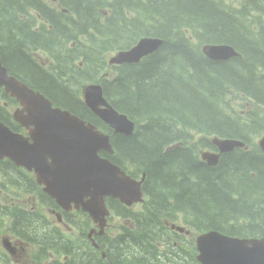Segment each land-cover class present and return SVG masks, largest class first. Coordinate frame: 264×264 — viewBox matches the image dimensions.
Returning <instances> with one entry per match:
<instances>
[{"label":"trees","instance_id":"trees-1","mask_svg":"<svg viewBox=\"0 0 264 264\" xmlns=\"http://www.w3.org/2000/svg\"><path fill=\"white\" fill-rule=\"evenodd\" d=\"M54 1L60 9L46 0H0L1 60L57 107L79 116L84 110V120L110 134L115 154L103 157L134 167V175L146 173L149 201L144 213H136L109 199L115 217L126 224L116 237H97L100 250L89 243L88 216L70 221L76 224L73 240L37 212L0 206V217L14 218L12 232L40 242L43 261L35 253V264H192L196 253L180 247L186 242L179 243L182 237L169 234L163 224L176 214L201 231L264 237V155L257 146L264 134V0H240L237 6L230 0ZM144 37L165 42L139 64L107 75L106 56ZM208 45H230L239 56L212 61L203 53ZM35 52L51 56L47 67L36 63ZM86 80L100 83L110 104L137 123L134 135H115L83 105L73 86ZM229 94L244 97L245 114L230 105ZM3 115L0 109V120L8 125ZM192 134L200 136L197 144ZM213 137L240 140L246 148L225 154L211 168L197 153L211 148ZM0 172L13 186L39 191L11 163L0 164ZM39 196L48 208L51 199ZM165 234L174 237L165 240L174 255L157 248ZM11 261L0 249V264Z\"/></svg>","mask_w":264,"mask_h":264},{"label":"water","instance_id":"water-1","mask_svg":"<svg viewBox=\"0 0 264 264\" xmlns=\"http://www.w3.org/2000/svg\"><path fill=\"white\" fill-rule=\"evenodd\" d=\"M164 42L160 38H144L131 50L113 57L110 63L137 64L157 52ZM204 53L212 61H229L238 56L229 45L206 46ZM3 86L23 106L15 114L16 120L34 128L26 137L0 122V159L8 157L17 165L34 170L48 195L66 210H71L72 204L81 207L101 229L109 216L107 196L128 206L142 201L141 184L98 156L100 151L113 152L109 137L70 112L53 109L43 95L9 75L0 60V88ZM84 97L86 105L116 133L130 136L134 132V122L106 103L100 86L87 87ZM213 143L221 154L244 147L236 140L215 139ZM259 146L264 153V137ZM219 156L205 153L203 159L215 166ZM197 249L201 264H264V239L250 240L211 231L197 240Z\"/></svg>","mask_w":264,"mask_h":264},{"label":"rangeland","instance_id":"rangeland-1","mask_svg":"<svg viewBox=\"0 0 264 264\" xmlns=\"http://www.w3.org/2000/svg\"><path fill=\"white\" fill-rule=\"evenodd\" d=\"M48 2H52L54 3L53 0H47ZM233 4H236V6L238 5V3L240 2V0H230ZM114 54H111V55H107L106 58H111ZM38 58L40 60V62L42 63H48L49 59L46 55L44 54H38ZM89 83H86L85 85L88 86ZM78 89H82V85L79 84L77 86ZM228 100H229V103L231 106H233L240 114H245V111H246V108L247 106H249L247 104V102L244 100V97L243 98H239L237 96H235L234 94H229L228 96ZM241 105H244V108L241 106ZM194 131H192L193 133ZM198 138L199 136H195L194 139H193V143H196L198 141ZM201 151V149L198 150V156H199V152ZM35 197L37 196H34V194H26L24 193L23 191H20V190H17V189H13V188H6L5 190H3V188H0V202L2 203V205H16V206H19V207H26V208H30V206H32V204L34 203V201H36ZM119 223H123V221L119 220V219H115L113 222H111V225L108 226V228L110 229V231L112 233H110V236L111 237H116V233L118 232V225ZM179 226H182V228L186 229L184 227V224L183 222H176ZM131 226L133 227L134 226V222H131L130 223ZM76 225V224H75ZM183 235V238L187 241V244H185V247L188 251H190V254L193 255V249L191 248V245H194L195 246V239L197 237V235L195 234H192V235H187L185 236L184 234ZM165 240H174V237L172 236H169L168 234H165L164 235ZM2 240H8L12 243V245L14 247H16L17 249V253L16 255L12 258V261H14L16 264H24V262L26 260H28V258L26 259V256L28 255V252L30 251V249H28L27 246L24 245V248L26 250L24 251H21V249L16 245L17 242L8 234L7 232V229H4V230H1L0 229V249L2 250H5L3 248V245H2ZM180 242V241H179ZM167 243L168 241H165V242H162V241H158L157 242V248L159 251H165V248H168L169 249V253H170V256L171 255H174L173 251L171 250L170 247L167 246ZM175 246H178V244H175ZM83 250L84 252H86L87 250V245L84 244L83 245ZM173 252V253H172ZM56 258L58 259H62L60 255H57L55 256ZM197 254L195 256V261L194 263L192 264H200L197 259ZM47 264V263H45Z\"/></svg>","mask_w":264,"mask_h":264},{"label":"flooded vegetation","instance_id":"flooded-vegetation-1","mask_svg":"<svg viewBox=\"0 0 264 264\" xmlns=\"http://www.w3.org/2000/svg\"><path fill=\"white\" fill-rule=\"evenodd\" d=\"M35 61L38 65H41V66H44L46 63H42L38 60H36L35 58ZM84 88V87H83ZM75 89V88H74ZM76 90V89H75ZM42 93V92H41ZM45 95V94H44ZM78 99L83 103V105L85 106L84 104V101L82 99V94L80 93V95L78 96ZM0 109H2L4 111V115H3V118L4 120H6L8 122V126L16 133H22V134H25V135H28V130L23 127V125H21L15 118L14 114L16 111H18L20 109V105L17 101H15L14 99L10 98L8 93L2 89L1 92H0ZM67 110V109H66ZM71 114L75 115V116H78L79 118L83 119L82 117V114H84V110L80 109L79 113H80V116L78 115V111H71V110H68ZM82 116V117H81ZM89 122V121H87ZM134 135V134H133ZM131 136V135H130ZM8 163H11L9 161H7ZM5 162V163H7ZM4 162H0V164H3ZM12 164V163H11ZM13 165V164H12ZM36 199V202L38 203V200L42 201V197H37L35 198ZM15 206L13 205L12 207L8 208L9 211L11 212L12 209H14ZM39 207L36 206L34 207L33 209H38ZM21 210V209H20ZM39 214H41L40 212H37ZM42 216V214H41ZM14 224V222H13ZM16 242H17V246L21 249V251H24L26 250L23 246L22 243H18L17 239L14 237V236H11ZM24 239V238H23ZM25 241L33 244V245H36L38 246V244L40 243L38 240H32V239H24ZM10 242V241H9ZM8 240H2V245H4L6 247V249H8L9 251L13 252V254H10L8 252H6L5 250L4 253L8 256V258L11 260L17 253V249L16 247H14L12 245V243L10 242L9 244ZM39 254V250L36 249V256L41 260L43 261V258L38 255Z\"/></svg>","mask_w":264,"mask_h":264},{"label":"bare ground","instance_id":"bare-ground-1","mask_svg":"<svg viewBox=\"0 0 264 264\" xmlns=\"http://www.w3.org/2000/svg\"><path fill=\"white\" fill-rule=\"evenodd\" d=\"M198 54V53H197ZM186 71V70H185ZM136 129H137V123H136ZM233 140H235V139H231V138H225V140L224 141H226V142H229V141H233ZM71 223H75V222H71ZM127 223H128V225H129V223H130V221H128L127 220ZM71 225V224H70ZM71 227L73 228V229H75L76 228V225L74 224V225H71ZM106 235H107V237H109L110 236V234H108V232H106ZM250 240H263L264 239V237H250L249 238ZM87 250H88V246H87ZM86 250V251H87ZM54 256H56V254H54V253H52ZM198 256V255H197ZM103 257H105V253H103ZM62 258V257H61ZM63 258H65V257H63ZM62 258V259H63ZM196 259H197V257H196ZM197 261H198V259H197ZM199 262V261H198ZM200 263V262H199ZM201 264V263H200Z\"/></svg>","mask_w":264,"mask_h":264}]
</instances>
